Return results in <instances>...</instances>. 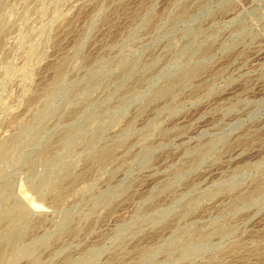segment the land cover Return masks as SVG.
I'll return each mask as SVG.
<instances>
[{
  "label": "rangeland",
  "instance_id": "1",
  "mask_svg": "<svg viewBox=\"0 0 264 264\" xmlns=\"http://www.w3.org/2000/svg\"><path fill=\"white\" fill-rule=\"evenodd\" d=\"M0 264H264V0H0Z\"/></svg>",
  "mask_w": 264,
  "mask_h": 264
},
{
  "label": "bare ground",
  "instance_id": "2",
  "mask_svg": "<svg viewBox=\"0 0 264 264\" xmlns=\"http://www.w3.org/2000/svg\"><path fill=\"white\" fill-rule=\"evenodd\" d=\"M26 200V199H25ZM28 202V201H27ZM30 203V207H32V209H34L36 212H38V213H40V212H42V208L39 206V205H37V204H35V203H33V202H30V200H29V202H28V204ZM9 242V241H8Z\"/></svg>",
  "mask_w": 264,
  "mask_h": 264
}]
</instances>
